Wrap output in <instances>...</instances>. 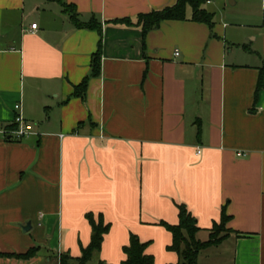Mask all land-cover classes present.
I'll return each mask as SVG.
<instances>
[{
  "label": "crops",
  "instance_id": "0c3cea01",
  "mask_svg": "<svg viewBox=\"0 0 264 264\" xmlns=\"http://www.w3.org/2000/svg\"><path fill=\"white\" fill-rule=\"evenodd\" d=\"M62 1L101 31L59 0H0V127L17 113L33 126L0 133V264L80 257L89 213L110 227L87 264H121L131 234L177 264L161 223L180 204L203 242L230 217L198 264H264V0L206 2L212 24L188 6L145 34L138 16L177 0ZM100 44L101 73L76 94Z\"/></svg>",
  "mask_w": 264,
  "mask_h": 264
},
{
  "label": "trees",
  "instance_id": "16d2710c",
  "mask_svg": "<svg viewBox=\"0 0 264 264\" xmlns=\"http://www.w3.org/2000/svg\"><path fill=\"white\" fill-rule=\"evenodd\" d=\"M59 1L62 2L64 10L70 14L72 20L77 26L95 28L101 31V26L97 25L96 20L82 23L78 18V13L74 5L67 4L62 0ZM205 3L206 0H177L172 6L140 14L135 24L141 26L145 34L149 30L159 26L163 21L186 19L188 6H191L192 8L191 19L193 21L212 24V14L203 7ZM113 21L126 24L134 23L130 18L115 19ZM101 56L100 44L99 49L92 56L91 74L76 87V94L84 95L89 78L91 76L97 77L100 75ZM87 218L92 226L90 244L82 249V255L80 257L74 258L69 254L62 253L60 255L61 264H87L92 257L101 250L104 236L108 232L110 225L105 222L102 215H99L96 220L94 215L89 213L87 214ZM229 218L230 217L223 212L221 223L214 225L209 240L203 242L196 238V234L199 231L196 218L192 215L185 204H180L179 223L176 225L168 224L166 222L161 223L172 233L173 241L169 246V249L178 253L180 261L177 264H198V255L202 249L217 245L228 236L226 223ZM147 247L148 242H142L137 235L131 234L129 244L123 248L126 258L121 264H155L154 256L146 252Z\"/></svg>",
  "mask_w": 264,
  "mask_h": 264
},
{
  "label": "built area",
  "instance_id": "2783aa9c",
  "mask_svg": "<svg viewBox=\"0 0 264 264\" xmlns=\"http://www.w3.org/2000/svg\"><path fill=\"white\" fill-rule=\"evenodd\" d=\"M214 0H206L207 3H211ZM32 29H36L37 28V23H33L31 25ZM176 55L179 54V51L176 50L175 52ZM21 108L20 104H16L15 105V109L17 111H19ZM15 124L17 125L14 129H4L0 127V133L4 136L7 137H13L15 139H22L28 135H30L31 133H33V126L32 124L28 123L25 118L20 114L17 113L16 117H15ZM201 151L198 150V153H200ZM60 255H58V258H60Z\"/></svg>",
  "mask_w": 264,
  "mask_h": 264
},
{
  "label": "rangeland",
  "instance_id": "374dc122",
  "mask_svg": "<svg viewBox=\"0 0 264 264\" xmlns=\"http://www.w3.org/2000/svg\"><path fill=\"white\" fill-rule=\"evenodd\" d=\"M214 2L216 3L217 1L214 0ZM214 2H213V3H214ZM206 4H207V3H206ZM226 5H227V6H230V5H231L230 0H226ZM206 6H210V5L207 4ZM239 6H240V5H239ZM56 263H57V264H61V262H60V258L57 257V259H56ZM89 264H93V261H92L91 263H89Z\"/></svg>",
  "mask_w": 264,
  "mask_h": 264
}]
</instances>
